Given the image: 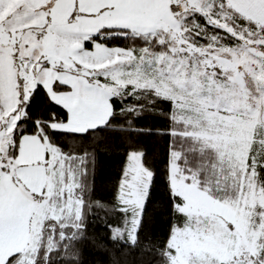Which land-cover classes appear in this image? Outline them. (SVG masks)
<instances>
[{"label": "snow or ice", "instance_id": "snow-or-ice-1", "mask_svg": "<svg viewBox=\"0 0 264 264\" xmlns=\"http://www.w3.org/2000/svg\"><path fill=\"white\" fill-rule=\"evenodd\" d=\"M0 264H264V0H0Z\"/></svg>", "mask_w": 264, "mask_h": 264}, {"label": "trees", "instance_id": "trees-1", "mask_svg": "<svg viewBox=\"0 0 264 264\" xmlns=\"http://www.w3.org/2000/svg\"><path fill=\"white\" fill-rule=\"evenodd\" d=\"M102 163L101 177L106 178V174L114 169L115 163L112 160H103ZM93 259L99 261L100 257H94Z\"/></svg>", "mask_w": 264, "mask_h": 264}]
</instances>
